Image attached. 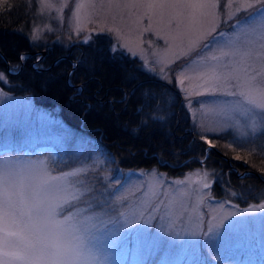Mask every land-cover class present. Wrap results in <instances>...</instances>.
<instances>
[{
    "label": "rangeland",
    "instance_id": "rangeland-1",
    "mask_svg": "<svg viewBox=\"0 0 264 264\" xmlns=\"http://www.w3.org/2000/svg\"><path fill=\"white\" fill-rule=\"evenodd\" d=\"M4 2L0 0V8ZM23 2L33 5V9L27 23L18 30L36 50L50 44L67 48L87 43L94 35L107 37L111 52L134 58L150 78L171 85L188 118L193 141L201 143V148H223L229 159L242 163L254 157L256 150L251 139L264 128V121L249 111L240 97L221 94L231 90L230 86H205L201 73L208 66L224 70L220 66L230 62L231 57L207 62L203 57L220 56V49L229 38L235 41L239 35L259 50L264 10L238 12L229 5L241 4L242 0H220L214 10L216 31L201 40L194 52L174 59L166 51L167 28L156 22L159 17L151 8L100 9L99 4H107L108 0ZM93 2L97 8L81 9L78 23L77 5ZM112 2L132 4L147 0ZM149 23L152 30L144 31ZM211 26L209 19L204 27ZM0 75L6 85L5 76ZM243 141H249L250 146H240ZM262 151V155H255L264 156V148ZM0 157L21 164L44 161L54 176L79 172L67 177L65 183L73 191L82 189L87 195L75 207L65 205L57 218L77 216L81 229L78 235L92 247L98 264H264V198L249 203L239 200L242 205L239 204L234 190L224 187L222 171L206 165L204 159L190 165L187 157L175 158L171 170H183L171 177L156 167L123 169L104 156L85 134L64 124L54 110L35 104L30 95H11L3 89ZM178 161L181 164L177 165ZM227 164L239 177L246 171ZM215 188L224 195H217ZM3 252L0 248V264L11 259Z\"/></svg>",
    "mask_w": 264,
    "mask_h": 264
},
{
    "label": "trees",
    "instance_id": "trees-1",
    "mask_svg": "<svg viewBox=\"0 0 264 264\" xmlns=\"http://www.w3.org/2000/svg\"><path fill=\"white\" fill-rule=\"evenodd\" d=\"M31 9L23 0H5L0 8V73L7 80L6 85L0 81V89L30 95L35 104L54 110L123 169L156 167L171 177L183 170H171L175 158L187 157L190 165L204 159L222 171L224 187L234 190L239 204L264 198V156L255 155H262L264 128L251 139L256 153L246 163L229 159L223 148H201L171 85L150 78L134 58L111 52L107 37L94 35L67 48L45 45L42 55L30 54L39 50L18 28L27 23ZM248 142L239 145L249 147ZM227 163L246 171L239 177Z\"/></svg>",
    "mask_w": 264,
    "mask_h": 264
},
{
    "label": "snow or ice",
    "instance_id": "snow-or-ice-1",
    "mask_svg": "<svg viewBox=\"0 0 264 264\" xmlns=\"http://www.w3.org/2000/svg\"><path fill=\"white\" fill-rule=\"evenodd\" d=\"M218 3L220 0H147L114 4L108 0L107 4L101 2L99 8L153 9L159 17L156 22L163 24L168 31L166 51L174 59H179L194 52L201 40L216 31L214 10ZM229 6H234L238 12L264 10V0H255L254 3L242 0L241 4ZM84 8L96 9L97 4L77 5L78 23L80 10ZM229 18H232L231 14ZM149 19L151 21L152 17ZM209 19L212 26L205 28L204 24ZM261 28L264 29V25ZM151 30L152 23H149L144 31ZM242 34L247 36L246 32ZM223 48L230 51H223ZM221 57H231V61L220 66L223 71L215 66L202 70L204 85L216 88L230 86L231 90L221 94L240 97L249 106V111L259 114L264 121V32L261 33L259 50H255L251 43L246 44L238 35L235 41L229 38L221 47L220 56L203 59L205 62L209 59L220 61ZM0 79H3L2 75ZM180 82L183 84V79ZM77 175L79 172L73 171L54 176L44 161L21 164L12 158L0 157V248L4 249V256L11 258L5 259L3 264H98L92 247L78 235L81 229L77 216L57 218L65 205L75 207L87 195L82 189L73 191L65 183L67 177ZM10 248L15 250L8 251Z\"/></svg>",
    "mask_w": 264,
    "mask_h": 264
},
{
    "label": "water",
    "instance_id": "water-1",
    "mask_svg": "<svg viewBox=\"0 0 264 264\" xmlns=\"http://www.w3.org/2000/svg\"><path fill=\"white\" fill-rule=\"evenodd\" d=\"M44 53V51L42 50H39V51H34V52H30V54H39V55H42ZM7 66V65H6ZM8 68V66H7ZM9 71V70H8Z\"/></svg>",
    "mask_w": 264,
    "mask_h": 264
}]
</instances>
